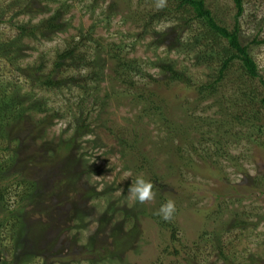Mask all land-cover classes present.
I'll return each mask as SVG.
<instances>
[{"label": "rangeland", "instance_id": "obj_1", "mask_svg": "<svg viewBox=\"0 0 264 264\" xmlns=\"http://www.w3.org/2000/svg\"><path fill=\"white\" fill-rule=\"evenodd\" d=\"M20 1L24 2L0 0V47L7 44L18 53L17 62L0 53V84L8 91L30 94L26 104L41 101L45 112L28 111L24 122L14 125L12 132V127L7 128L1 137L4 180L0 185L9 187L6 201L0 203L1 262L188 264L193 257L200 264H229L220 255L222 250L230 264H264V133L228 124L229 133L217 136L214 128L197 130L192 124L189 141L182 143L185 151L178 155L167 140L170 132L158 121L140 120V109L128 98L113 94L107 77L108 45H125L129 58L137 59L152 77H165L159 65L169 62L188 81L151 86L166 100L168 113L178 125L190 128L189 116L224 119L218 104L237 99V85L228 79L217 97L197 103L193 86L207 81L213 67L198 63L195 49L184 44L191 30L184 33L180 21L146 22L144 16L157 11L155 0H69L73 7L67 15V31L48 38L39 34L18 39V24L34 25L47 15L24 12ZM206 2L220 21L234 26L233 0ZM239 23L241 42L249 47L264 77V42H260L264 41V0H244ZM91 31L95 40L87 48L98 57L99 68H105V77L83 89L65 84L48 90L29 84L26 77L39 76L36 66L41 63L49 68L65 40ZM238 67L237 62L232 72L235 79ZM80 113L89 123L81 133L75 127ZM136 136L139 143L127 155L121 140ZM72 137L69 150L65 142ZM171 138L180 142L178 136ZM142 155L161 177L159 187H164L161 192L153 190L152 201L129 206L132 180L152 176L135 171ZM25 187L30 196L20 199L16 192ZM169 199L177 208L175 238L172 229L153 218ZM10 220L20 222L15 238L11 223L3 224ZM122 222L126 243L117 247L110 233L114 224ZM129 243L134 246L130 248ZM175 250L178 256L173 255Z\"/></svg>", "mask_w": 264, "mask_h": 264}, {"label": "trees", "instance_id": "obj_2", "mask_svg": "<svg viewBox=\"0 0 264 264\" xmlns=\"http://www.w3.org/2000/svg\"><path fill=\"white\" fill-rule=\"evenodd\" d=\"M237 12L235 14V24L231 28L220 21L218 17L214 14L213 10L207 5L206 0H168L167 7L162 10H157L155 12H148L145 17L146 22L157 21H180L179 26L182 28L183 32H189L191 30L192 34L190 39H187L184 44L191 46L195 49L196 60L198 63L203 65H210L213 67V73L208 78L207 81L199 83L193 86V90L196 93V100L198 104L210 101L217 97L221 93V89L228 79L233 81L237 85L235 92V100L230 97L228 103H219L221 106V112H219L224 119H213L208 116H189L190 128L186 127L185 124L178 125L176 121L170 117L167 110V102L163 96L158 92L156 87H151L152 84L159 86H168L172 83L185 82L183 80L182 72L177 70L174 64H162L159 68L166 72L165 77L154 78L141 68L138 60L135 58H129V54L125 52V45H120L117 43H111L108 45L106 54L108 55L107 62H110L109 73L107 74L108 80L111 83L113 94H118L120 98H128L135 107L140 109L139 119L143 120L148 118L149 120L157 121L163 125L166 131L170 132L168 136V142H171V149L173 153H184V145L182 143H187L189 141V129L192 128V124L198 128H214L216 133L225 134L229 133V125L233 126H248L252 131L257 132L259 135L264 133V77L260 74L258 64L252 54L250 53L249 47L242 44L240 39V17L244 13V0H233ZM132 2V1H131ZM19 5L24 4V12L36 14H47L37 24L26 25L18 24V39L25 38L26 36L37 37V35H54L59 32L67 31L70 23L67 19V15L70 13L73 4L69 0H24V2H17ZM23 6V5H22ZM111 16H108V18ZM139 18V17H138ZM187 29V30H186ZM92 32L85 34L79 32L75 36H70L65 40L63 47L58 50L55 60L49 68L47 64L41 63L37 65L36 71L39 72V76L26 77L27 81L32 87H46L48 90H58L64 87L65 84H70V86L77 89H83L88 86L90 82H93L104 76L105 68H99L98 57L89 54L87 43L95 40L92 36ZM182 34V33H181ZM52 37V36H50ZM185 37V35L183 36ZM12 42V41H11ZM264 42V41H260ZM13 43V42H12ZM14 49L10 45H1L0 53L7 58L10 62H17ZM98 55H100L98 53ZM239 63L238 76L232 75L236 63ZM87 70V72L85 71ZM28 69L23 70L26 73ZM85 71V72H83ZM83 72V73H82ZM27 75V74H26ZM105 77V76H104ZM147 78H151L148 81ZM259 83L258 86L255 85L256 81ZM185 84H188L186 81ZM118 88V91L116 88ZM259 87L261 91L259 92ZM110 96V93H109ZM31 101L30 94H19L15 91H8L6 87L0 84V147H1V137L5 136V131L10 128L11 132L19 123L24 122L27 119V112L30 110H35L39 112L43 111V104L40 102L27 103ZM39 104V106H37ZM27 105V106H26ZM103 105V104H102ZM216 105V104H215ZM211 107V106H209ZM254 107L253 110L249 108ZM83 108V106H82ZM81 108V109H82ZM194 114V113H193ZM80 116L76 118L78 122L76 131L81 133L84 129L89 127L87 120ZM87 115V119H88ZM229 124V125H228ZM177 137L179 143L176 144L173 138ZM75 137L68 139L65 144L72 148V143ZM138 137H134L133 140H128L122 138V145L127 150V155L132 154L135 151L136 145L139 143ZM140 161L135 164L137 165L135 171L142 174H150L148 180H150L154 188L153 190L162 191V179L159 175L153 172V166L149 163V160L143 155L138 157ZM9 161V160H8ZM26 163V162H25ZM4 164H2L3 166ZM28 171L32 168H26ZM0 170V184L4 180V176L1 174ZM29 182V181H26ZM21 187L22 181H18ZM2 185V184H1ZM0 185V203L6 201V189L9 187L7 185ZM36 183H33L35 188ZM31 188V190L34 188ZM23 190L16 192V195L20 199H24L30 196V193ZM156 221L168 229H172L171 237L175 238V224L173 219L171 221L163 220L159 215L153 217ZM11 223V237L15 238L18 234V226L20 224L15 221L3 222L7 224ZM100 224L105 225L103 222ZM123 222L120 224H114L111 229V233L114 237V243L117 245L126 243L124 238V231L120 229ZM5 225V224H4ZM98 232L90 236V244H94ZM132 244L129 243L131 248ZM180 253L175 250L173 255L178 256ZM220 255L227 261V257L224 255L223 251L220 250ZM220 256V257H221ZM195 260V264H200L195 258H190L187 260L188 264H192ZM0 264H6L1 262ZM169 264H178L172 262Z\"/></svg>", "mask_w": 264, "mask_h": 264}, {"label": "clouds", "instance_id": "obj_3", "mask_svg": "<svg viewBox=\"0 0 264 264\" xmlns=\"http://www.w3.org/2000/svg\"><path fill=\"white\" fill-rule=\"evenodd\" d=\"M168 0H155V7L157 10H162L167 7ZM157 30H160L159 28ZM94 162V161H93ZM154 185L150 180L145 179L143 176H137L129 185L128 188V202L129 206L138 202L146 204L152 201L155 197L153 191ZM177 208L175 201L172 199L167 200L157 210L156 215H159L165 221H171L176 213Z\"/></svg>", "mask_w": 264, "mask_h": 264}]
</instances>
